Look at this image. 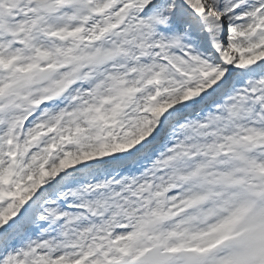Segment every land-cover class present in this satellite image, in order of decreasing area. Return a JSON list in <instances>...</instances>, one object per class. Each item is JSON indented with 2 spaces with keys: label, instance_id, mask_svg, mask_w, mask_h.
I'll use <instances>...</instances> for the list:
<instances>
[{
  "label": "snow or ice",
  "instance_id": "1",
  "mask_svg": "<svg viewBox=\"0 0 264 264\" xmlns=\"http://www.w3.org/2000/svg\"><path fill=\"white\" fill-rule=\"evenodd\" d=\"M0 264H264V0H0Z\"/></svg>",
  "mask_w": 264,
  "mask_h": 264
}]
</instances>
